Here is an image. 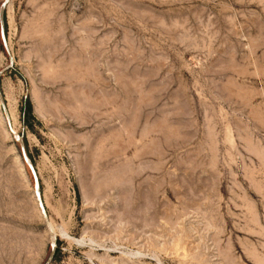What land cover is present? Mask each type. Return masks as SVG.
I'll list each match as a JSON object with an SVG mask.
<instances>
[{
	"label": "rangeland",
	"instance_id": "rangeland-1",
	"mask_svg": "<svg viewBox=\"0 0 264 264\" xmlns=\"http://www.w3.org/2000/svg\"><path fill=\"white\" fill-rule=\"evenodd\" d=\"M5 16L0 264H264V0Z\"/></svg>",
	"mask_w": 264,
	"mask_h": 264
},
{
	"label": "water",
	"instance_id": "water-1",
	"mask_svg": "<svg viewBox=\"0 0 264 264\" xmlns=\"http://www.w3.org/2000/svg\"><path fill=\"white\" fill-rule=\"evenodd\" d=\"M8 1L9 0H6L0 6V34H1V39H2V43L4 45V48L9 53L10 51H9V46H8V42H7L6 22H5V10H6V5H7ZM19 143H20V146H21V152H22L23 159L26 162V164H27L29 170L31 171V173L33 175V178L35 180L37 198H38L42 213L44 215V218H45V220L47 222L49 231L51 232L53 228H52V225H51L50 220H49V216H48V213H47V209L45 207V203L43 201L42 192H41V188H40V185H39V178H38V175H37V171L35 169V165L33 163V160L29 157V155L27 153L24 141L22 139H19ZM55 254H56V245L53 244L52 245L51 254H50L49 259L47 260V262L45 264H51L53 259H54V257H55Z\"/></svg>",
	"mask_w": 264,
	"mask_h": 264
},
{
	"label": "trees",
	"instance_id": "trees-1",
	"mask_svg": "<svg viewBox=\"0 0 264 264\" xmlns=\"http://www.w3.org/2000/svg\"><path fill=\"white\" fill-rule=\"evenodd\" d=\"M5 22H6V16H5ZM32 104L30 102V100H25V104L23 105L22 107V117H23V120H25L27 114H30L32 113ZM25 145H26V142H25ZM30 156V155H29ZM30 158L32 159V157L30 156ZM33 160V159H32Z\"/></svg>",
	"mask_w": 264,
	"mask_h": 264
},
{
	"label": "bare ground",
	"instance_id": "bare-ground-1",
	"mask_svg": "<svg viewBox=\"0 0 264 264\" xmlns=\"http://www.w3.org/2000/svg\"><path fill=\"white\" fill-rule=\"evenodd\" d=\"M20 139V138H19ZM52 232V237L55 238V232L51 231ZM50 232V233H51ZM54 240V239H53Z\"/></svg>",
	"mask_w": 264,
	"mask_h": 264
}]
</instances>
